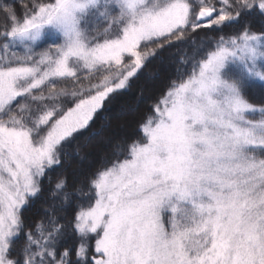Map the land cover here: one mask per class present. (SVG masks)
Returning a JSON list of instances; mask_svg holds the SVG:
<instances>
[{
	"label": "snow or ice",
	"instance_id": "snow-or-ice-1",
	"mask_svg": "<svg viewBox=\"0 0 264 264\" xmlns=\"http://www.w3.org/2000/svg\"><path fill=\"white\" fill-rule=\"evenodd\" d=\"M0 264H264V0H0Z\"/></svg>",
	"mask_w": 264,
	"mask_h": 264
},
{
	"label": "trees",
	"instance_id": "trees-1",
	"mask_svg": "<svg viewBox=\"0 0 264 264\" xmlns=\"http://www.w3.org/2000/svg\"><path fill=\"white\" fill-rule=\"evenodd\" d=\"M162 87H163V84L161 85V88ZM133 127H135V125H132V128ZM98 150H99L100 153H98ZM98 150L96 152V160L97 161H99V159L101 158V156L109 154L110 151H111V148H110V146L102 145V146H100V148Z\"/></svg>",
	"mask_w": 264,
	"mask_h": 264
},
{
	"label": "rangeland",
	"instance_id": "rangeland-1",
	"mask_svg": "<svg viewBox=\"0 0 264 264\" xmlns=\"http://www.w3.org/2000/svg\"><path fill=\"white\" fill-rule=\"evenodd\" d=\"M162 84H163L162 82H156L155 85L149 83L147 86H148L149 88L155 87V88L159 89V88H161V85H162ZM151 86H152V87H151ZM133 125H134V124H133ZM133 128H134V127H133ZM133 128H132V127H131V128H126V129H124V132H125V133H127V132H131ZM122 134H123V133H122ZM98 153H100L99 150H98ZM74 166H75V165H74Z\"/></svg>",
	"mask_w": 264,
	"mask_h": 264
}]
</instances>
